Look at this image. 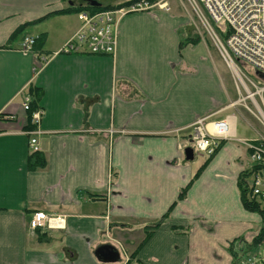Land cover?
<instances>
[{
  "label": "crops",
  "instance_id": "0c3cea01",
  "mask_svg": "<svg viewBox=\"0 0 264 264\" xmlns=\"http://www.w3.org/2000/svg\"><path fill=\"white\" fill-rule=\"evenodd\" d=\"M86 5L0 0V264H232L230 246L262 227L239 185L253 165L245 141L262 133L239 134L229 120L234 96L218 58L188 36L191 16L174 3L123 16L114 56L58 53ZM30 87L43 112L37 134L22 109ZM199 119L232 122L211 156L191 141ZM32 137L46 161L35 169ZM35 211L62 226L32 229ZM104 244L117 261L97 258Z\"/></svg>",
  "mask_w": 264,
  "mask_h": 264
},
{
  "label": "built area",
  "instance_id": "2783aa9c",
  "mask_svg": "<svg viewBox=\"0 0 264 264\" xmlns=\"http://www.w3.org/2000/svg\"><path fill=\"white\" fill-rule=\"evenodd\" d=\"M191 10L199 18L204 31L212 40L224 63L239 74L241 85L248 87V95L260 97L256 109L264 119V82L257 84L246 76H242L239 66L250 67L256 74L264 75V0H186ZM201 7L203 8L202 11ZM160 9L170 11L168 0H126L115 7L90 13L79 11L77 19L79 26L75 33L63 43L58 52L89 53L94 55L114 56L117 48L119 20L134 12ZM220 29V33L215 27ZM34 39L26 37L22 43V51L29 52ZM36 60L40 66L42 61ZM243 77V78H242ZM264 79V78H263ZM246 80V81H245ZM30 98L25 95L22 109H29ZM42 110L36 109L31 113L35 125L30 133L37 134ZM213 129L205 124L203 119L195 122L192 141L197 153L205 156L212 155L221 139H226L229 133L227 121L211 122ZM253 168L248 177L249 198L264 203V141L247 142ZM29 146L32 151L38 150L37 139L30 138ZM63 219L59 216L48 215L42 211L32 213L29 225L32 229H50L61 227ZM260 245L263 252L240 260V264L264 263V238Z\"/></svg>",
  "mask_w": 264,
  "mask_h": 264
},
{
  "label": "rangeland",
  "instance_id": "374dc122",
  "mask_svg": "<svg viewBox=\"0 0 264 264\" xmlns=\"http://www.w3.org/2000/svg\"><path fill=\"white\" fill-rule=\"evenodd\" d=\"M100 3L107 4V3H113L120 0H97ZM169 6H172L173 3L177 5L180 12L186 11L187 14L191 16V27L193 29V34L188 35L189 37H196L199 36L201 39H204L207 43V53L208 57H214L218 58L216 60V64L220 66L217 67L221 74L224 75V86L228 93H230V98L234 99L231 104L234 105V112L233 115L229 118V120H232L236 118V125L239 134H253L254 135V128H257L261 133L262 137L258 138L257 140L264 141V119L261 117V114L256 109V103H260V97L258 95L255 96H249L248 95V87H246L244 84L241 85L240 81L238 80L239 74L236 70H231L223 61L220 54L216 50L215 45L213 44L212 40L209 38V36L204 32L203 26L201 25V22L199 18L195 15V13L192 12L191 7L189 6L188 2L186 0H169ZM182 3V4H181ZM183 5V6H182ZM202 11L203 8L201 7ZM205 14V11H203ZM184 14V13H183ZM215 29L220 33V29L216 26H214ZM218 54V56H217ZM217 66V65H216ZM239 71L241 72L242 76H246L249 79L255 81L257 84H262V82L257 77L255 71H253L250 67L242 65L239 66ZM243 78V77H242ZM246 81V80H245ZM264 94V93H263ZM264 98V95H263ZM232 124V122H229ZM211 124V123H210ZM199 158V157H197ZM262 207H264V204H262ZM242 242V246H239V243ZM249 240L242 239L236 241L235 249L239 252L238 255H241L243 250L245 249L246 252H243V254L252 252L254 250H259V253H261V249H263L262 245H256L254 247L249 248L248 245ZM244 259H245V255ZM251 256V255H248Z\"/></svg>",
  "mask_w": 264,
  "mask_h": 264
},
{
  "label": "trees",
  "instance_id": "16d2710c",
  "mask_svg": "<svg viewBox=\"0 0 264 264\" xmlns=\"http://www.w3.org/2000/svg\"><path fill=\"white\" fill-rule=\"evenodd\" d=\"M112 6H81L78 8L77 11H88L90 13L93 12H97L100 11L102 9H109ZM21 27H18L17 29H15V31H13L12 33V37L15 36L16 34L19 33ZM36 44H34L35 46ZM34 49V47H33ZM33 90V88L30 87V89H28L27 94L30 97V102H29V109L26 111L27 113V125H26V129L28 131H31L33 129H35V125L31 123V113L32 111L39 109L38 105H37V97H35L34 93L31 91ZM35 94L37 93V90H35ZM46 161H45V157L40 154V153H36V151L33 152V154L30 156V161L28 163V165L30 166V169H35L38 167H43L45 165ZM254 166H251V168H253ZM250 175V170L242 173V176L240 177V181H239V185H240V190H241V198H242V202L244 204V206L251 210V211H256L260 214V217L262 219V227L261 230L259 232V234L253 239V241L251 243H248V247H254L256 246L260 240L262 239V237L264 236V207H262L261 203L256 201V200H252L249 198V190H248V177ZM184 194V190L182 189V191L179 194V197H183ZM37 230L39 231V229L37 228ZM146 236H149V232L145 233ZM41 237V236H40ZM147 238V237H146ZM145 241V239H144ZM230 252L233 258L232 264H239V258L241 257V255H238L239 252L234 248H232V246H230ZM245 251V249L243 250V252ZM247 251V250H246ZM245 251V252H246Z\"/></svg>",
  "mask_w": 264,
  "mask_h": 264
},
{
  "label": "water",
  "instance_id": "95a60500",
  "mask_svg": "<svg viewBox=\"0 0 264 264\" xmlns=\"http://www.w3.org/2000/svg\"><path fill=\"white\" fill-rule=\"evenodd\" d=\"M88 2L91 6H97L98 3L95 0H84ZM186 158L191 159L193 157L192 149L190 147H187L185 149ZM95 254L97 258L101 261H117L118 260V253L117 250L111 246L110 244H104L100 245L96 251Z\"/></svg>",
  "mask_w": 264,
  "mask_h": 264
},
{
  "label": "bare ground",
  "instance_id": "6f19581e",
  "mask_svg": "<svg viewBox=\"0 0 264 264\" xmlns=\"http://www.w3.org/2000/svg\"><path fill=\"white\" fill-rule=\"evenodd\" d=\"M228 123V122H227ZM228 125H229V133L230 134H233V131H232V126H231V124L230 123H228ZM209 127V126H208ZM210 129H213L214 127H213V124H211V126L209 127Z\"/></svg>",
  "mask_w": 264,
  "mask_h": 264
}]
</instances>
